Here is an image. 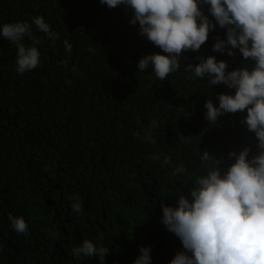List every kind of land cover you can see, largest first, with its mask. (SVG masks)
<instances>
[{"label":"trees","instance_id":"trees-1","mask_svg":"<svg viewBox=\"0 0 264 264\" xmlns=\"http://www.w3.org/2000/svg\"><path fill=\"white\" fill-rule=\"evenodd\" d=\"M0 264H264V0H0Z\"/></svg>","mask_w":264,"mask_h":264},{"label":"rangeland","instance_id":"rangeland-1","mask_svg":"<svg viewBox=\"0 0 264 264\" xmlns=\"http://www.w3.org/2000/svg\"><path fill=\"white\" fill-rule=\"evenodd\" d=\"M117 236H121L122 242L126 245H134L135 244L134 239L132 237L125 236V234H123V233H117Z\"/></svg>","mask_w":264,"mask_h":264}]
</instances>
